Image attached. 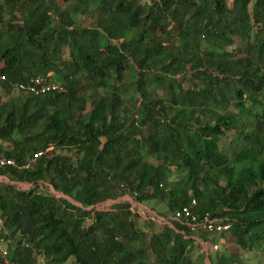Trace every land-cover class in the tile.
Listing matches in <instances>:
<instances>
[{
	"label": "trees",
	"instance_id": "trees-1",
	"mask_svg": "<svg viewBox=\"0 0 264 264\" xmlns=\"http://www.w3.org/2000/svg\"><path fill=\"white\" fill-rule=\"evenodd\" d=\"M49 74L63 91L17 88ZM0 76L17 164L0 167V264H196L195 238L226 239L212 264L264 252V0H0ZM126 196L172 217L147 231L128 202L99 208ZM185 208L230 232L193 231Z\"/></svg>",
	"mask_w": 264,
	"mask_h": 264
},
{
	"label": "rangeland",
	"instance_id": "rangeland-1",
	"mask_svg": "<svg viewBox=\"0 0 264 264\" xmlns=\"http://www.w3.org/2000/svg\"><path fill=\"white\" fill-rule=\"evenodd\" d=\"M213 17H214L213 19H216V20L218 19L219 22H221V23H223V21H224V18H218L216 16H213ZM76 21H77L78 24H82L83 27L89 28V27H91L92 18L91 17H87V16H79V17L76 18ZM227 21L232 23L233 20H231L229 18V20H227ZM228 47H229L228 50L232 51L236 47H238V44L237 43H233V44H230ZM19 95H23V94H20L19 92L15 91L12 96H5V99L11 101V98L13 96L17 97ZM86 96L90 100V98H89L90 94L87 93ZM142 102L143 101H141L139 98H136L135 101H132L130 103V105L136 111H140L143 108V106H144V104ZM23 136H25V137L29 136L27 130L23 131ZM44 145H45V138H44V136H41L38 139V142L34 143L31 146L32 147H43ZM66 154L67 155H71L70 153H66ZM173 181L174 182L180 181V176L179 175H175L173 177ZM41 185H42V187H44V188L41 187V189L47 190V191L55 194L56 196H58L60 198L63 197L62 195L56 193L53 190V188H51L48 184H44V185L41 184ZM66 199H68V198H66ZM124 202L130 203L134 207V213H135V215H137L139 217V220H138L139 227H141V228L145 227V228H147V231H149V227H151L152 224H153L152 226H154L156 231H160L162 229V223L163 224L167 223V219L172 217L171 214H168L167 217L163 216V214H165V213L167 214V212H168L165 201H154V202H150L149 204H140L138 202H135L131 197H128V196H126L124 198H121V199H119L117 201H109L107 203H104V204L100 205L99 208L104 210V209H106L108 207H111V206H113L115 204L124 203ZM153 220H155V221H153ZM201 245L203 246V244H201ZM228 245H229V243L227 244V246ZM191 247H192V258H193V261L196 264H212L211 260L207 261V260H205V257H202L201 252L203 251V248L205 247L206 252H208V254L211 255V257L210 256L209 257L212 258V256L214 255V252H215V251H213L214 245L209 246L207 244V245H204L203 248H202V247H199L197 245L192 244ZM232 247L235 250L239 249V248H237V247H235L233 245H232ZM224 248H225L224 245H223V248L221 246L219 248V250L216 251V252H218L216 254L220 255L219 251H222V250H223L222 253L227 252L226 249H224ZM229 252H231V251H229ZM233 253H236V252H233ZM242 254H243L242 257L244 258V264H264V252L260 253V254L253 253V254H250V255H244L243 252H240L239 255H242ZM214 256H217V255H214ZM45 262H43V258L42 257L39 259V264H45ZM46 264H48V263L46 262ZM67 264H77V263L75 262L74 259H72Z\"/></svg>",
	"mask_w": 264,
	"mask_h": 264
},
{
	"label": "built area",
	"instance_id": "built-area-1",
	"mask_svg": "<svg viewBox=\"0 0 264 264\" xmlns=\"http://www.w3.org/2000/svg\"><path fill=\"white\" fill-rule=\"evenodd\" d=\"M142 5L149 6L151 5L152 0H140ZM4 81V77L0 76V85ZM20 91H23L25 93H28L32 96H42L47 95L51 93H59L63 91V88L61 85L56 83L53 80V75L49 74L47 77H34L31 78L27 83L20 84L17 87ZM8 142H2L0 143V148L3 150H7ZM53 148H49V151H51ZM45 154L44 151H39L35 153L30 159L27 161L26 164L20 166L19 168L24 171L31 170L39 161V159ZM7 166H13L16 167L17 164L14 160L7 159L3 153L0 154V167L4 168ZM0 183H8L5 179H0ZM19 188L23 190H29L32 188L31 185H18ZM194 206L197 205L196 201H193L192 203ZM175 221H178L186 226H189L192 228L193 231H197L198 228L202 227L205 231L212 234H217L220 236L221 234L230 232L231 226L229 224H220L218 219H214L211 217L210 214H206L204 216V219L199 222L198 219L195 216H192L190 209L185 208L183 212H178L176 216L173 218ZM191 219V220H190ZM3 227V221L0 219V234H1V228ZM197 240V239H195ZM203 245H214L213 251H218L221 245L226 244L225 239H221L219 242L216 243H205L201 241ZM206 251V249H205Z\"/></svg>",
	"mask_w": 264,
	"mask_h": 264
},
{
	"label": "crops",
	"instance_id": "crops-1",
	"mask_svg": "<svg viewBox=\"0 0 264 264\" xmlns=\"http://www.w3.org/2000/svg\"><path fill=\"white\" fill-rule=\"evenodd\" d=\"M0 179H2V177L0 176ZM133 207V206H132ZM134 208V207H133ZM153 221H155V220H153ZM163 224V223H162ZM196 239V238H195ZM201 242V240H199V239H197L196 240V244L195 245H197V246H199V247H202L203 248V246L201 245L202 243H200ZM201 255H202V257H205V260H209L210 261V257H211V255H209L208 254V252H206L205 251V247L203 248V251L201 252ZM210 256V257H209Z\"/></svg>",
	"mask_w": 264,
	"mask_h": 264
}]
</instances>
